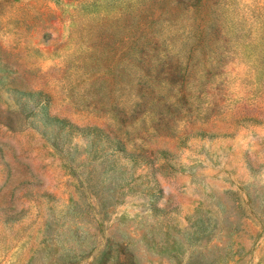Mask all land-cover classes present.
<instances>
[{
    "label": "rangeland",
    "instance_id": "1",
    "mask_svg": "<svg viewBox=\"0 0 264 264\" xmlns=\"http://www.w3.org/2000/svg\"><path fill=\"white\" fill-rule=\"evenodd\" d=\"M0 264H264V0H0Z\"/></svg>",
    "mask_w": 264,
    "mask_h": 264
}]
</instances>
